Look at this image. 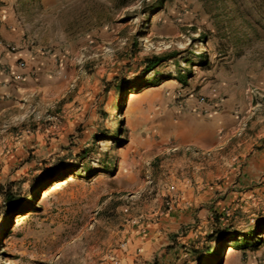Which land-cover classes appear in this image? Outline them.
Masks as SVG:
<instances>
[{"label":"rangeland","instance_id":"obj_1","mask_svg":"<svg viewBox=\"0 0 264 264\" xmlns=\"http://www.w3.org/2000/svg\"><path fill=\"white\" fill-rule=\"evenodd\" d=\"M0 43L64 87L0 120V264H119L131 230L152 229L150 264H264V0H0ZM155 95L219 104L230 137L164 155L150 129L130 143Z\"/></svg>","mask_w":264,"mask_h":264},{"label":"crops","instance_id":"obj_2","mask_svg":"<svg viewBox=\"0 0 264 264\" xmlns=\"http://www.w3.org/2000/svg\"><path fill=\"white\" fill-rule=\"evenodd\" d=\"M41 59L34 50L26 48L12 52L0 43V120L9 110H18L15 106L24 105L22 99H38L41 102L62 94V73L60 70L55 72L52 63H42ZM19 60H24L27 68L19 67ZM31 67L36 70L33 77L28 75ZM195 103L193 99H188L182 106L167 107L168 104L156 95L151 99H140L135 108L134 122L135 128L140 132L133 133L130 143L140 140L144 144L142 131L150 129L154 155H164L169 151L183 153L184 149L190 148L198 151L219 149L230 137L234 121L224 107L220 111L208 110L201 113L200 106V110L196 109ZM127 163L128 154L124 153L120 164L125 167ZM177 187L185 197L191 196L192 190L187 183L180 182ZM157 233V230L152 229L137 236L131 230L123 251L118 250L119 264H150L161 245L156 238Z\"/></svg>","mask_w":264,"mask_h":264},{"label":"built area","instance_id":"obj_3","mask_svg":"<svg viewBox=\"0 0 264 264\" xmlns=\"http://www.w3.org/2000/svg\"><path fill=\"white\" fill-rule=\"evenodd\" d=\"M5 47L8 50H14L15 49L10 44L5 45ZM17 63H18V66L21 68H26V66H27V64L24 60H19ZM28 75H30V76L34 75L33 70H29ZM198 100L202 105H204V108H206V110H215L219 106V104H217V103L207 101L204 96H200ZM201 153H203V152H201ZM207 154H208V152H207ZM112 259L114 260V263H117V259H115V258H112Z\"/></svg>","mask_w":264,"mask_h":264},{"label":"trees","instance_id":"obj_4","mask_svg":"<svg viewBox=\"0 0 264 264\" xmlns=\"http://www.w3.org/2000/svg\"><path fill=\"white\" fill-rule=\"evenodd\" d=\"M166 58V55L164 54H153L151 56H147L144 58V64L145 68L144 70H152L155 66H157L160 62H162ZM6 199L8 202H11L12 197L10 195L6 196ZM212 251V249H209L207 254H209Z\"/></svg>","mask_w":264,"mask_h":264},{"label":"bare ground","instance_id":"obj_5","mask_svg":"<svg viewBox=\"0 0 264 264\" xmlns=\"http://www.w3.org/2000/svg\"><path fill=\"white\" fill-rule=\"evenodd\" d=\"M131 96H132V94L130 93V97ZM58 182H59V184H62V183H60L61 182L60 180H57V181L54 182V184L52 186H56V184H58ZM55 188H58V186L52 187L51 188V191L55 190ZM6 260H8V259H6ZM8 264H10V262H8Z\"/></svg>","mask_w":264,"mask_h":264}]
</instances>
